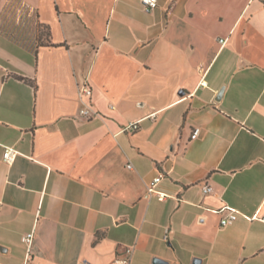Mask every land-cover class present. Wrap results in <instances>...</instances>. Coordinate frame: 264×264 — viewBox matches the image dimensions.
<instances>
[{
	"label": "crops",
	"instance_id": "crops-1",
	"mask_svg": "<svg viewBox=\"0 0 264 264\" xmlns=\"http://www.w3.org/2000/svg\"><path fill=\"white\" fill-rule=\"evenodd\" d=\"M157 1L0 0V264H264V0Z\"/></svg>",
	"mask_w": 264,
	"mask_h": 264
},
{
	"label": "built area",
	"instance_id": "built-area-1",
	"mask_svg": "<svg viewBox=\"0 0 264 264\" xmlns=\"http://www.w3.org/2000/svg\"><path fill=\"white\" fill-rule=\"evenodd\" d=\"M140 4L142 5L144 11L150 12L154 10L157 5L158 1L157 0H139ZM219 43L223 45L225 43V39H219ZM205 80L201 78L199 84L200 85H205ZM90 95H91V87L87 81H84L78 86V91H77V97L79 100L80 108H79V113L81 116L85 118L92 117L94 115H97V113L93 110V105L90 100ZM155 112L150 113L149 116H154ZM139 121H130L127 124H125L122 127V131H134L138 129ZM200 129L198 127H195L191 133V138L194 139L198 136ZM3 151H2V161L6 163L7 165H11L15 158L18 156L19 151L16 150L12 146H5L2 145ZM130 167V165H128ZM163 175L159 173L155 177L151 179V181L147 185V194H155L159 200H163L166 197H169L167 193H164L162 191H159L157 189V184L159 183L161 177ZM204 193H208L211 191V187L209 185H204L202 188ZM210 211L220 214V219H219V224L221 226H227L233 223L239 216H242L244 219L252 221H260L264 223V214H260L259 211H255L253 214L248 215L245 213H241L235 208L232 207H221L219 209H210ZM33 236L34 233L33 231H29L25 233L21 237V241L25 244L26 250H27V259L29 258V253L31 249V244L33 241ZM164 238L166 239L167 236L165 235ZM133 253V248L132 247H127L123 249L120 253H118L113 261L112 264H130L131 257Z\"/></svg>",
	"mask_w": 264,
	"mask_h": 264
},
{
	"label": "water",
	"instance_id": "water-1",
	"mask_svg": "<svg viewBox=\"0 0 264 264\" xmlns=\"http://www.w3.org/2000/svg\"><path fill=\"white\" fill-rule=\"evenodd\" d=\"M220 93H219V95H220ZM153 262H155V263H165V261H163V260H161L159 258H154ZM198 263H199V259H194V264H198Z\"/></svg>",
	"mask_w": 264,
	"mask_h": 264
}]
</instances>
